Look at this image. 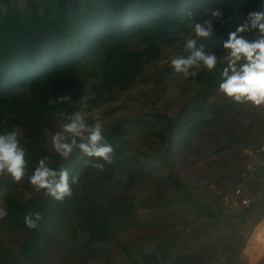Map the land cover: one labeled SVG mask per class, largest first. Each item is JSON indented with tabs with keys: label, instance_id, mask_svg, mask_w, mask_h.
Wrapping results in <instances>:
<instances>
[{
	"label": "trees",
	"instance_id": "trees-1",
	"mask_svg": "<svg viewBox=\"0 0 264 264\" xmlns=\"http://www.w3.org/2000/svg\"><path fill=\"white\" fill-rule=\"evenodd\" d=\"M225 1L0 0V131H21L20 143L26 149L27 161L20 181L8 174L0 175V190L5 188L7 192L2 220L5 228L26 233L13 253H0V264H22L33 258L37 264H87V260L99 262L93 264H119L116 259L122 258L128 260L127 264L168 261L166 247L161 244L145 250L132 241L123 243L116 239L121 230L139 226L142 202H138L134 191L139 177L156 170L161 174L155 183L158 188L163 186L159 167L149 171L144 168L148 164L142 160L146 148L140 149V154L125 153L128 145L120 140L128 129L123 123L118 122L103 133L114 149L113 162L105 163L103 170L89 163L99 158L87 157L79 150L68 159L60 157L55 150L42 146L40 136L43 129L63 120L61 113H74L73 107L82 95L91 97L93 103L132 88L145 66L159 61L166 47L175 46L176 56L190 55V50L184 49L188 38H196L198 49L216 53L221 61L217 69L222 67L227 56L222 42L245 23L249 11H264L260 0ZM214 10L222 16L213 18ZM206 19H212L213 35L195 37L194 23ZM167 71L177 73L172 66ZM188 79L195 82L193 95L174 115L156 112L153 121L160 123L158 130L151 119H143L148 113L133 118L132 125L146 136L156 135L165 146L164 162L169 160L171 166L167 175L171 180L169 187L178 193L171 203L192 206L198 218L212 219L216 224L221 221L226 226L232 223L228 222L232 215L225 212L229 208L225 206L232 203L223 202L225 192L216 196L212 204L205 202L202 194L182 180L178 152H200L205 145L201 139L207 137L210 129L223 126L215 134L212 151L219 157L208 177L220 186L225 180L242 183L250 175L249 158L241 154V147L254 145L255 129L264 130V105L238 103L226 97L219 90L217 70L201 69ZM244 109L252 111L250 121L244 130L235 129L245 121ZM230 120L234 122L229 124ZM139 147L133 149L138 151ZM45 156L50 167L67 169L70 177L79 176V182L71 184V196L56 200L46 190L37 191L30 184L29 176ZM259 168L253 175L262 177L264 169ZM16 190L23 196L14 195ZM25 191L27 195L23 194ZM30 212H39L42 217L35 229L25 223ZM250 213L264 216V203L255 200L237 215L244 222ZM71 229L66 243L56 239L60 230ZM114 242L121 253L116 259L109 257L111 248L106 245ZM235 260L228 257L223 264H235Z\"/></svg>",
	"mask_w": 264,
	"mask_h": 264
},
{
	"label": "rangeland",
	"instance_id": "rangeland-1",
	"mask_svg": "<svg viewBox=\"0 0 264 264\" xmlns=\"http://www.w3.org/2000/svg\"><path fill=\"white\" fill-rule=\"evenodd\" d=\"M224 3H227V0ZM241 35L250 38L251 34L242 33ZM176 54L175 46L166 47L162 58L145 66L142 73L137 77L136 84L129 90L115 93L112 99L106 101L100 100L92 103L91 97L87 98L86 108L82 106L81 99H79L73 107L74 112H86V119L90 124L94 123L95 118L99 116L103 124V133L108 132L112 125L118 122L123 123L128 129L120 140L128 145L125 153L133 154L134 151L135 154H140V149L146 148L147 154H142V160L148 164L143 167L148 171L151 168L159 167L163 171V179L160 180L163 186L160 188L155 183L161 174L158 171H149L143 174L142 178L139 177L136 183L137 188L134 190L137 191L138 202H142L139 207V226L121 230L116 239L123 243L132 241L131 243L134 242L135 245H139L145 250L153 249L158 244L165 246L168 261L164 264H191L192 262L223 264L228 257L236 259L235 264H264V216L259 213H250L247 220L242 222L241 217L237 215L240 209L246 208V206H240L241 198L259 199L264 202V175L258 177L248 171V175L251 176L246 177L242 183H235L233 180L226 182L225 180L221 186L215 179L208 177L212 169L216 167L217 162H214L219 157L212 151L216 142L215 134L223 126L210 129L207 137L204 140L201 139L205 145L202 146L200 152L197 149L191 152L190 150L179 151L178 158L180 159L179 170H181L182 180L187 186L202 194L205 202H215L216 196L225 192L223 202L232 203V206H225L229 207L225 212L232 215L228 219V222L232 223H227L226 226L225 223H220L221 221L216 224L212 223V219L198 218L192 206H177L176 203H171V200L175 199L178 193H173V188L169 187L171 180L167 179V175L171 166L168 164L169 160L166 164L164 162L163 151L165 146L162 145V141L156 135L146 136V133L139 130V127L132 125V119L143 113L149 114L145 115L143 119H151L152 121L155 120L156 112L174 115L178 108L193 95L195 82L189 81L188 76L185 77L183 74H170L167 71L168 67L171 66V58ZM82 96L87 97L85 94ZM251 113V110L244 109L245 121L241 123L242 125L238 124L235 129L244 130L250 121ZM231 118L229 117V119ZM233 122L234 120H230L228 123L232 124ZM153 123L154 129L158 130L160 123H155V121ZM60 124L61 122L43 129L40 136L43 147L54 150L52 135L61 130ZM222 133L218 135L222 136ZM254 136L256 139L254 144L259 143L264 137V130L255 129ZM134 146H140L139 153L133 149ZM247 146L241 147V154L245 153ZM250 162L251 160H248V164ZM235 174L237 175L236 172ZM6 193L5 188L0 190V209H3L4 212ZM27 193L28 191H25L23 194L27 195ZM14 195L19 196L22 193L20 194L16 190ZM152 204L159 206L155 208L156 206H151ZM3 216H0V253L3 251L11 254L17 249L18 244L25 240L26 233L19 230L9 232L2 221ZM71 234L72 229L69 232L60 230L56 239L66 243L65 240L69 239ZM171 240H175L172 245H170ZM106 245H110L111 248L109 257L116 259L117 256L121 255L119 245L115 242ZM238 250L239 253H236ZM33 259L22 262V264H37ZM122 259L116 260L119 264H127L126 261L128 260ZM74 261L72 262L74 263ZM95 262L97 261H86L87 264ZM40 264L49 263L41 261Z\"/></svg>",
	"mask_w": 264,
	"mask_h": 264
},
{
	"label": "clouds",
	"instance_id": "clouds-1",
	"mask_svg": "<svg viewBox=\"0 0 264 264\" xmlns=\"http://www.w3.org/2000/svg\"><path fill=\"white\" fill-rule=\"evenodd\" d=\"M260 2L264 5V0ZM211 15L220 18L222 13L214 10ZM192 31L195 37H210L214 32L212 19L194 23ZM242 33H250V38ZM196 44V38L186 39L184 49L190 50V55L171 58L170 63L175 72L185 77H195L201 69L217 70L220 77L218 87L226 97L238 103L264 105V11H249L245 23L228 34V38L222 42L227 56L219 69L217 64L221 61L216 53L198 49ZM81 103L86 108L87 97H82ZM60 115L63 117L61 130L52 135L53 148L60 157L68 159L74 151L79 150L87 157L99 158L89 163L100 170H103L105 163L113 162L114 149L103 135V124L99 116L90 124L84 111ZM20 135L18 129L0 131V175L8 174L17 182L24 177L27 164L26 149L20 143ZM48 159L45 156L37 162L29 182L37 191L46 190V194L56 200H63L71 196V184L78 183L79 176L70 177L67 169L50 167ZM3 215L6 213L0 209V216ZM41 218L39 212H30L25 216V223L28 228L35 229Z\"/></svg>",
	"mask_w": 264,
	"mask_h": 264
},
{
	"label": "built area",
	"instance_id": "built-area-1",
	"mask_svg": "<svg viewBox=\"0 0 264 264\" xmlns=\"http://www.w3.org/2000/svg\"><path fill=\"white\" fill-rule=\"evenodd\" d=\"M251 162L248 164L247 170L250 172L256 171L259 167H264V137L261 141L254 145H248L244 153ZM243 204L252 203V199L244 197L241 198Z\"/></svg>",
	"mask_w": 264,
	"mask_h": 264
},
{
	"label": "crops",
	"instance_id": "crops-1",
	"mask_svg": "<svg viewBox=\"0 0 264 264\" xmlns=\"http://www.w3.org/2000/svg\"><path fill=\"white\" fill-rule=\"evenodd\" d=\"M259 169H264V167H262V168H259ZM251 174L253 175L254 174V171L253 172H251ZM250 175V174H249ZM251 176V175H250ZM255 200H253L252 201V203L254 202ZM263 202V201H262ZM252 203H250V204H243L242 203V201L240 200V206H246V207H248V206H250ZM264 203V202H263ZM259 224V223H258ZM245 251V250H244ZM249 259H251L248 255H246ZM253 260V259H252ZM260 260V259H259Z\"/></svg>",
	"mask_w": 264,
	"mask_h": 264
}]
</instances>
